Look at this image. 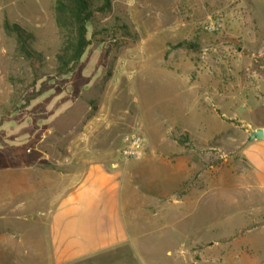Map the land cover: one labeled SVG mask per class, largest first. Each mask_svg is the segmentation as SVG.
<instances>
[{"label":"crops","instance_id":"1","mask_svg":"<svg viewBox=\"0 0 264 264\" xmlns=\"http://www.w3.org/2000/svg\"><path fill=\"white\" fill-rule=\"evenodd\" d=\"M178 1L187 8L184 13H158L151 27L146 15H137L141 39L122 60L117 76L109 81L102 75L85 76L89 106L105 119L87 151L75 152L79 142L74 138L66 156L15 155L0 169V190L9 193L2 208L14 214L40 212L32 226L38 236L35 231L20 236L45 238L52 264H130V259L133 264H159L155 244L191 231L189 262L195 263L202 252H216L226 264H264L259 238H216L211 243L201 238L200 212L210 194L217 203L234 204L238 210H244V203L254 217L264 216V138L247 141L250 131L264 127L244 121L241 143L233 134L225 138L238 119L224 117L225 112L234 114L241 95L264 112V80L257 90V71L247 63L241 85L240 64L222 33L207 34L197 25L208 18L200 9L202 0ZM134 74H143L139 76L158 88L151 94L155 111L147 109V127L121 89ZM226 82L235 85L226 90ZM160 84L169 90L161 91ZM58 102L61 108L52 112V122L71 107L63 98ZM131 131L143 136L144 151L139 159L122 162L117 154L121 135ZM225 146L233 149L228 160L220 153ZM241 188L246 192L240 196L236 190ZM9 234H17L16 229ZM129 243H152L153 248L143 245L129 253L124 250Z\"/></svg>","mask_w":264,"mask_h":264},{"label":"rangeland","instance_id":"2","mask_svg":"<svg viewBox=\"0 0 264 264\" xmlns=\"http://www.w3.org/2000/svg\"><path fill=\"white\" fill-rule=\"evenodd\" d=\"M102 1L96 0L92 4L95 13L87 25L89 45L68 73L59 68L56 60L69 34V30L59 29L55 23L56 0H0V169L5 167L9 157L15 155L66 156L69 145L74 144V138L79 142L75 152L87 151L91 135L105 123V119L102 117L99 122L94 121L96 116L103 114L95 112L96 107L89 106L86 77L92 79L91 76L102 75L109 81L117 76L122 60L134 52L141 39L137 15H146L151 27L158 13H184L187 9L178 0H109V9L98 12L96 8L102 5ZM198 5L199 2L197 8ZM200 9L207 12L208 18L197 25L207 34L215 31L222 33L220 38L240 64L241 85L248 63L257 71L254 85L261 90L260 84L264 80V0H202ZM5 20L10 25L19 26L22 33L19 39L16 33L4 29ZM139 75L143 74L127 78L121 89L131 111L137 110L139 119L147 127L151 122L148 110L155 111L151 94L158 88L156 83L146 81ZM232 85L235 83L226 82L224 87L231 90ZM160 90L168 91L169 87L166 84L161 88L160 84ZM253 91H256L255 88ZM242 97L234 114L224 113L226 119H238L232 121L233 131L226 132L225 138L233 134L241 143L246 136L244 121H253L255 126L264 127V112L259 107L253 109L254 103ZM59 98L68 100L71 107L52 122L49 120L52 112L61 108ZM262 100L259 99V104ZM88 124L92 125L90 131L87 130ZM236 126L240 127L238 137ZM131 132L122 134L121 142L123 136ZM81 133L87 134L86 138L81 139ZM121 146L117 154L122 161ZM232 150L231 147H223L220 151L223 159L228 160ZM238 190L236 193L240 196L246 192L243 188ZM8 195L6 189L0 190V264H52L47 259L51 248L45 238L20 236L26 231L32 234L35 231V236H38L32 226L41 217L40 212H8L6 207L2 208L7 205L3 201H7ZM214 198L209 194L200 205L204 219L201 238L207 239L208 243L216 238H259V244L264 247L262 213V216L257 214L254 217L251 206L243 203L240 209L245 211L238 210L234 204L217 203ZM262 207L264 209V205ZM181 226L177 227L178 231L183 229ZM14 229L17 234L11 236L9 233ZM179 233L177 237L166 239V243L155 244L159 264H226L216 256V252L211 255L202 252L195 263L189 262L186 246L191 239L188 235H194V232L191 231L186 237ZM143 245L145 249L153 248L152 243H129L124 250L133 253L141 250ZM129 262L133 264V260Z\"/></svg>","mask_w":264,"mask_h":264},{"label":"trees","instance_id":"3","mask_svg":"<svg viewBox=\"0 0 264 264\" xmlns=\"http://www.w3.org/2000/svg\"><path fill=\"white\" fill-rule=\"evenodd\" d=\"M96 0H56L54 5V19L59 29L69 30L61 52L56 55L59 68L68 73L81 59L89 45L87 25L92 21L94 9L92 4ZM110 7L109 0H103L96 11L102 12ZM4 29L16 33L21 37V29L16 24L4 21Z\"/></svg>","mask_w":264,"mask_h":264},{"label":"built area","instance_id":"4","mask_svg":"<svg viewBox=\"0 0 264 264\" xmlns=\"http://www.w3.org/2000/svg\"><path fill=\"white\" fill-rule=\"evenodd\" d=\"M103 116L99 115L96 116L94 119L95 122H99ZM87 130L92 129V125L88 124ZM82 137L81 139L86 138L87 134L81 133ZM84 137V138H83ZM144 139L141 137V135L137 132H131L128 134H125L122 138V146L120 148V156L123 162H127L130 160H137L141 157L143 151H144Z\"/></svg>","mask_w":264,"mask_h":264},{"label":"water","instance_id":"5","mask_svg":"<svg viewBox=\"0 0 264 264\" xmlns=\"http://www.w3.org/2000/svg\"><path fill=\"white\" fill-rule=\"evenodd\" d=\"M263 138H264V130L262 128H257L249 132L247 141L250 142L253 140H261Z\"/></svg>","mask_w":264,"mask_h":264}]
</instances>
